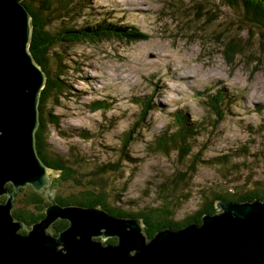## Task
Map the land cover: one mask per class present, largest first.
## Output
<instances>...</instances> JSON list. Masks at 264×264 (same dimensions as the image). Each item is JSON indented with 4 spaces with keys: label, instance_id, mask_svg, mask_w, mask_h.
I'll return each instance as SVG.
<instances>
[{
    "label": "rangeland",
    "instance_id": "1",
    "mask_svg": "<svg viewBox=\"0 0 264 264\" xmlns=\"http://www.w3.org/2000/svg\"><path fill=\"white\" fill-rule=\"evenodd\" d=\"M242 5L230 7L223 0H80L70 19L75 20L73 25L61 20L50 32L106 19L137 27L150 38L51 50L52 58L65 53L67 65L75 67L66 77L71 93L61 106H50L61 121L59 129H50L48 142L53 151L66 154L75 149L91 166L115 162L121 155L123 134L134 130L128 152L136 162L124 160L123 174L112 178L114 187L118 192L126 189L121 207L127 211L156 206L159 184L178 164L175 154L167 158L150 153L148 142L170 125L172 113L178 110L186 109L198 122L209 118L201 93L221 89L234 99L232 115L198 140L206 147V159L228 155L230 164L201 165L188 181L190 189L183 191L189 197L179 204L175 218L181 221L194 214L206 195L239 193L264 182V111L255 109L264 106V57L250 59L248 55L264 53V31L244 20ZM230 35L255 44L235 57L233 65L223 52ZM255 66L258 71L252 73ZM153 90L156 107L144 126H137L141 107L132 100L151 96ZM96 100L112 102L113 107L105 113L93 112L89 105ZM69 187L64 186L66 193Z\"/></svg>",
    "mask_w": 264,
    "mask_h": 264
},
{
    "label": "water",
    "instance_id": "2",
    "mask_svg": "<svg viewBox=\"0 0 264 264\" xmlns=\"http://www.w3.org/2000/svg\"><path fill=\"white\" fill-rule=\"evenodd\" d=\"M31 22L21 1L0 0V264H264V201L219 200L218 212L201 224L148 238L142 219L56 200L59 173L36 148L47 77L29 50ZM27 187L48 203L29 228L13 215L19 189ZM58 221L68 222L59 233Z\"/></svg>",
    "mask_w": 264,
    "mask_h": 264
},
{
    "label": "trees",
    "instance_id": "3",
    "mask_svg": "<svg viewBox=\"0 0 264 264\" xmlns=\"http://www.w3.org/2000/svg\"><path fill=\"white\" fill-rule=\"evenodd\" d=\"M21 1L32 17V37L29 46L31 54L46 74V86L42 91L39 104V127L36 131V148L42 161L53 170L59 173L52 181V188L58 189L56 200L62 205H79L84 207H102L113 216L122 218H139L145 223V230L148 238H152L157 232L165 229L179 230L192 223L201 224L202 216L214 215L218 211L216 202L224 200L228 202H254L264 201V182H261L254 189H249L239 193H212L203 197L202 205L196 212L181 221L176 220L175 212L180 207L183 199H188L190 189L187 187L189 180L196 175L201 165L213 167L230 164V158L218 156L210 159L205 158L206 147L198 138L205 136L216 129L221 122L232 115V104L234 99L226 96L224 90H219L211 94L210 90L201 93L203 105L209 118L200 122L194 120L186 110H178L172 113L170 125L160 132L152 142H148L149 152L169 158L176 155L177 169H174L162 183L159 184L161 194L156 196L158 205L148 207L137 212H130L121 207L124 203L122 195L126 191L123 187L120 192L116 191L112 178L123 172L124 160L136 162L130 155L128 149L135 140L134 130H129L123 134L121 144V155L115 162L103 163L91 166L81 152L70 149V152L62 154L53 151L48 139L51 128L59 129L61 121L55 115L50 106L58 107L62 105V100L71 93L72 85L66 79L68 73L75 67L67 65L65 53H55L52 58V49L62 45L76 46L85 43H101L104 41L119 40L127 43H137L150 38L139 28L118 24L106 19L93 25L83 27L61 26L59 31L50 32L52 25L61 20L68 25H73L75 20H71L76 13L80 0H19ZM228 6L235 7L243 4L244 20L250 22L251 27L264 31V0H223ZM91 4V2L89 1ZM120 5V4H116ZM86 6L82 7L85 9ZM78 12V11H77ZM247 23L246 21H244ZM62 23V21L60 22ZM59 23V24H60ZM64 24V23H63ZM64 24V25H65ZM227 43L224 49L225 59L228 63L234 64L235 57L241 56L246 47H253L255 44L251 39L242 40L239 36H226ZM247 55V54H246ZM250 55V59H261L263 52ZM69 59V58H68ZM71 59L68 60V64ZM258 65V64H257ZM258 71L255 66L252 73ZM152 91L151 96L133 99V103L140 106V114L135 125H143L150 110L155 109V101ZM112 102L96 100L89 105L93 112L103 113L111 110ZM257 112H263L264 106L259 105ZM88 138V137H85ZM197 149V150H195ZM176 162V161H175ZM234 165V164H232ZM186 168L184 171L183 168ZM123 174V173H122ZM184 182V185L182 184ZM70 186L71 190L66 193L64 186ZM69 187V189H70ZM9 191L13 192L12 185H8ZM6 196L1 200L5 202ZM48 205L43 193H38L32 187L19 189L14 200L13 215L16 220L23 221L27 228L38 222L45 216L44 209ZM68 226L66 221H58L53 225L57 233ZM26 230L21 233H26ZM106 243L116 244V239H109Z\"/></svg>",
    "mask_w": 264,
    "mask_h": 264
},
{
    "label": "bare ground",
    "instance_id": "4",
    "mask_svg": "<svg viewBox=\"0 0 264 264\" xmlns=\"http://www.w3.org/2000/svg\"><path fill=\"white\" fill-rule=\"evenodd\" d=\"M118 4H120V3H118ZM124 5H126V3H124ZM30 13V12H29ZM102 208V207H101ZM103 209V208H102Z\"/></svg>",
    "mask_w": 264,
    "mask_h": 264
}]
</instances>
